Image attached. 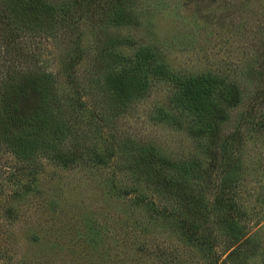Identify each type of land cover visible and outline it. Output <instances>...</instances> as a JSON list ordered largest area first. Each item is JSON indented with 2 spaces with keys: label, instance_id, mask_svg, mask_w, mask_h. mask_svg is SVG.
Listing matches in <instances>:
<instances>
[{
  "label": "rangeland",
  "instance_id": "374dc122",
  "mask_svg": "<svg viewBox=\"0 0 264 264\" xmlns=\"http://www.w3.org/2000/svg\"><path fill=\"white\" fill-rule=\"evenodd\" d=\"M39 1L49 7L43 16L51 15L55 24L24 30L23 22L7 15L13 5L0 0V84L13 68L50 74L56 100L83 137L81 151L99 152L102 136L115 138L116 145L128 141L153 148L174 163L196 159L202 167L213 165L205 195L214 217L216 198L239 207L234 215L245 220L246 231H260L261 242L255 243L262 252L247 264H264V0H115L131 12L123 27L109 26L104 18L110 0ZM147 50L152 59L130 68L147 82L145 93L127 103L108 95L107 79L118 67L143 61L138 52ZM154 56L171 71L219 74L239 87L241 100L221 124L227 144L220 142L224 148H218L215 161L192 136L191 115L175 106L172 86L152 74ZM94 116L102 121L101 130L88 124ZM2 150L0 264H214L217 258L220 264L227 259L221 254L224 239L215 241L210 254L186 244L178 227L179 202L194 183L173 188L174 199L162 187L158 194L129 171L137 158L132 150L120 148L108 165L87 160L68 169L51 156L35 155V165L25 166L31 171L26 177L14 172L17 164ZM198 183L208 186L204 179ZM215 219L202 221L200 236L214 228Z\"/></svg>",
  "mask_w": 264,
  "mask_h": 264
},
{
  "label": "trees",
  "instance_id": "16d2710c",
  "mask_svg": "<svg viewBox=\"0 0 264 264\" xmlns=\"http://www.w3.org/2000/svg\"><path fill=\"white\" fill-rule=\"evenodd\" d=\"M114 1L108 2L112 6L111 10H106L104 18L109 26H126L131 18V12L123 3L114 5ZM6 2L13 5L7 15L23 22L24 30H33L36 25L51 27L55 24L51 15L43 16V11H49V7L45 9L39 0ZM110 42L109 45L114 43ZM138 53L142 54L141 59L145 58L143 61L135 59V64L129 68L121 67L118 70V67L115 76L106 82L108 95L124 103L146 91L147 82L133 76L134 72L130 68L137 69L138 66L150 61L152 53L150 50ZM151 70L155 78L172 86L175 106L191 115L190 127L194 131L192 136L199 138L201 148L209 150L208 152L212 153L211 161H215L218 148L221 151L223 145L227 144V140L222 141L221 124L225 121L226 111L235 107L241 100L239 87L234 83L228 85L219 74H182L171 71L166 64L157 61L155 56ZM52 79L50 74L45 72L13 68V71L11 70L1 81L3 85L0 84V147L3 148L2 152L17 164L14 172L26 177L30 169L25 166L35 165L33 157L35 155L51 156L54 162L68 169L78 162L83 163L87 160L108 165L118 156L120 148L129 149L137 157L129 162L131 165L129 171L137 173L135 175L137 179L143 180L157 192L158 188L162 187L166 195L174 199L176 198L174 189L177 190L178 186L185 188L189 182L194 183L193 186L196 188L191 193L184 192V197L179 202L182 205V212L179 213L181 220L178 221V227L183 230L182 235L187 241L186 244L211 254L215 252V241L224 239L221 254L226 255L227 261L224 259L220 264H247L250 258L257 257L259 252H262L259 244L255 243L261 242L258 237L260 231L257 229L252 233L247 232L245 220L241 223L234 215L236 211L239 212V207L237 209L223 197L216 198L214 217V209L208 205V198L205 195L206 189L210 186L208 183L213 165L211 168L202 167V163L196 159L174 163L162 157L153 148H141L135 145L136 142L128 141L116 145L115 138L102 136L97 138L99 152L81 151L79 145L82 144L83 137L79 134L77 137L70 114L66 113L56 100ZM99 122L102 123L94 116L88 124L94 125L95 130L96 127L101 130L102 125L100 126ZM94 135H98L96 131ZM230 169L228 175L232 173V168ZM203 179L208 186L201 187L198 183ZM167 183L171 187L169 189L165 187L166 191L163 187ZM213 218H216L213 230L209 229L200 236L199 232L204 229L202 221ZM260 257L264 261V255ZM218 262L219 258L215 259L214 264Z\"/></svg>",
  "mask_w": 264,
  "mask_h": 264
}]
</instances>
